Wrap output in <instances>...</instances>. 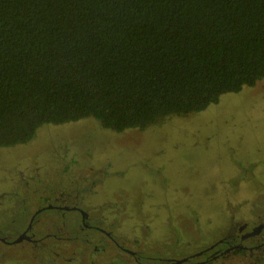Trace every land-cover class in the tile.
<instances>
[{
	"label": "rangeland",
	"instance_id": "374dc122",
	"mask_svg": "<svg viewBox=\"0 0 264 264\" xmlns=\"http://www.w3.org/2000/svg\"><path fill=\"white\" fill-rule=\"evenodd\" d=\"M53 202L78 203L97 226L44 210L35 223L42 248L0 242V264H138L116 243L141 264H165L236 241L241 225L264 223V78L145 129L118 132L88 117L0 146V235ZM204 264H264V245Z\"/></svg>",
	"mask_w": 264,
	"mask_h": 264
},
{
	"label": "trees",
	"instance_id": "16d2710c",
	"mask_svg": "<svg viewBox=\"0 0 264 264\" xmlns=\"http://www.w3.org/2000/svg\"><path fill=\"white\" fill-rule=\"evenodd\" d=\"M263 78L264 0H0V146L145 129Z\"/></svg>",
	"mask_w": 264,
	"mask_h": 264
},
{
	"label": "flooded vegetation",
	"instance_id": "af4514ba",
	"mask_svg": "<svg viewBox=\"0 0 264 264\" xmlns=\"http://www.w3.org/2000/svg\"><path fill=\"white\" fill-rule=\"evenodd\" d=\"M51 208L62 209V210H64V214L68 212L71 217L73 216L74 213L80 214L81 215V222L78 224L79 229H88V228H93V227L97 226V225H93L91 223V221L89 220V216H87L88 212L86 210H84L83 208L79 207L78 203L73 204L72 206L68 207L67 205H63V204L58 205V203L53 202V203H49L47 205H42L41 207L39 206V208H37L33 212V214L31 215L29 222L27 223V226H25L22 229L17 230L15 233H13L15 235H12V234L6 235V234L1 232V234H3V235H0V242L8 243L9 245H16L18 243L25 241L27 243L30 242V243L35 244V248H37V247L42 248L40 246V244L38 243L39 241H42V240L37 238V235H39L40 233L41 234L44 233V228L43 227L40 228L38 226L41 224L40 222L37 224H35V223H36V220L38 221L37 217L38 216L41 217V213L44 210H48ZM69 210H72V211H69ZM74 220L75 219H73V221ZM100 230H103V229H100ZM238 231L239 232L236 234V238H237L236 241H230V240H226L225 238H221V239H219V241L217 243H215L214 245H211L208 249L203 248L199 252H196L189 257L179 259V260H182L181 263H177L178 260H171L169 262H166L165 264H204V263H207L210 261H216L218 258L221 257L222 254H227L231 251L242 252V251H245L246 249L251 250V249H254L256 247L257 248L263 247V245H264V223H261L260 225L254 226V225H249V222H248V224L245 223V224L241 225L239 227ZM106 234L109 236L110 239H112L114 241V238L109 231ZM50 235H52V233L45 234V236H50ZM16 238H18L16 241H12V240H15ZM249 240H251L253 242V245L249 246L246 244L247 241H249ZM220 244L223 246H221ZM116 245L120 249H123V250L127 251L128 253H130L131 256L135 258L136 262L138 264H141L139 261L140 256L135 251L132 252L131 250L127 249V247H121L117 243H116ZM38 249L39 248H37V250ZM43 249H44V246H43ZM96 249L97 248H95V250ZM207 252H209V254L205 255ZM202 257L204 258V260H200V259H202ZM194 259H198V260H194Z\"/></svg>",
	"mask_w": 264,
	"mask_h": 264
},
{
	"label": "water",
	"instance_id": "95a60500",
	"mask_svg": "<svg viewBox=\"0 0 264 264\" xmlns=\"http://www.w3.org/2000/svg\"><path fill=\"white\" fill-rule=\"evenodd\" d=\"M181 262H182V260H178V261H177V263H181Z\"/></svg>",
	"mask_w": 264,
	"mask_h": 264
},
{
	"label": "crops",
	"instance_id": "0c3cea01",
	"mask_svg": "<svg viewBox=\"0 0 264 264\" xmlns=\"http://www.w3.org/2000/svg\"><path fill=\"white\" fill-rule=\"evenodd\" d=\"M26 224H27V223H26ZM25 226H26V225H25ZM25 226H24V227H25Z\"/></svg>",
	"mask_w": 264,
	"mask_h": 264
}]
</instances>
